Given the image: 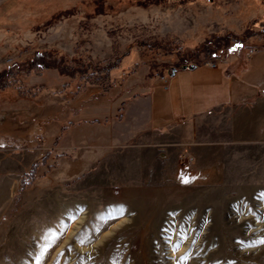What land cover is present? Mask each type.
I'll list each match as a JSON object with an SVG mask.
<instances>
[{
  "label": "rangeland",
  "instance_id": "rangeland-1",
  "mask_svg": "<svg viewBox=\"0 0 264 264\" xmlns=\"http://www.w3.org/2000/svg\"><path fill=\"white\" fill-rule=\"evenodd\" d=\"M44 50L114 66L108 89L129 95L183 64L239 72L264 50V0H0L2 79L42 91L35 102L9 84L0 90V264H136L142 250L145 264H179L196 244L199 264H264L263 97L136 136L130 104L120 142L101 145L90 126L56 141L82 105L54 97L67 76L30 67ZM263 58L255 52L244 74L262 93ZM162 82L155 120L182 112Z\"/></svg>",
  "mask_w": 264,
  "mask_h": 264
},
{
  "label": "crops",
  "instance_id": "crops-1",
  "mask_svg": "<svg viewBox=\"0 0 264 264\" xmlns=\"http://www.w3.org/2000/svg\"><path fill=\"white\" fill-rule=\"evenodd\" d=\"M255 52L264 53V50L248 53L243 61L245 68L239 72L218 61L194 64L195 66L189 69L179 66L170 70L166 82L160 81L157 77L142 93L125 94L127 92L122 87L106 91L99 87H86L68 105L75 110L82 105L79 115L83 117L79 120H68L73 124L67 130L90 126L103 134L104 138L99 139L101 145H114L121 141L117 137L123 131L121 126L125 122L130 104L134 108L132 121L135 128L131 132L132 136L141 133L152 135L156 131L165 133L178 124L193 123L196 119L219 112L221 109H248L254 105V97L255 102L258 101L257 98H264V93L258 89L259 84L254 79L244 78L247 72L246 61L252 59ZM211 63L215 66H209ZM259 68L264 72V66L259 65ZM236 76L241 77L239 83H236L234 78ZM160 82L165 84L161 87L164 94L172 93V96L177 97V99L174 97L173 105L182 109V112L155 120L153 94ZM249 87L257 89L255 94H249ZM108 106L113 112L107 111Z\"/></svg>",
  "mask_w": 264,
  "mask_h": 264
},
{
  "label": "trees",
  "instance_id": "trees-1",
  "mask_svg": "<svg viewBox=\"0 0 264 264\" xmlns=\"http://www.w3.org/2000/svg\"><path fill=\"white\" fill-rule=\"evenodd\" d=\"M35 55V57H32V63L30 67H39L42 70L52 68L60 74L68 77V81L62 84L59 91L54 92V97L57 98L62 105H67L82 89L86 87L100 86L103 91L108 90V87L110 88L108 76L114 66L108 63L104 64L102 62L100 64L98 62H94L89 56H84L81 58L78 57L79 59H74V62H72L73 60L68 59L66 54L59 50H44L42 52L37 51ZM49 62L51 63L49 64ZM61 62H63V64ZM70 64H76V66L72 67L71 69H67L66 65ZM8 74H10V70H5L4 72L0 73V90L4 89L7 87V84H9L8 87H13L16 90L18 89L17 91H19L20 94L24 96V98L33 99V101L36 102L34 99L42 94L41 89L36 88L31 90L29 88H25L24 86H15V81L8 80L9 83H5L6 80L2 78H4V76H8ZM10 76L11 75H9V77ZM72 124L73 123L68 122L67 125L61 129L62 131L56 137V141L61 139L63 136V131L67 130Z\"/></svg>",
  "mask_w": 264,
  "mask_h": 264
},
{
  "label": "bare ground",
  "instance_id": "bare-ground-1",
  "mask_svg": "<svg viewBox=\"0 0 264 264\" xmlns=\"http://www.w3.org/2000/svg\"><path fill=\"white\" fill-rule=\"evenodd\" d=\"M103 207V206H102ZM115 216V215H114ZM149 220V219H148ZM77 221V220H76ZM79 222V221H78ZM81 222V221H80ZM99 222V221H98ZM107 222H109V221H106L105 223H107ZM110 223V222H109ZM96 224H97V222H96ZM95 224V225H96ZM98 225V224H97ZM104 226V222L102 223L101 222V224H100V222H99V225L97 226V228H96V230H95V232L97 233H99V231L102 229V228H104L103 227ZM156 226V225H155ZM121 227V226H120ZM72 228V227H71ZM93 228H95V226L93 227ZM115 228V227H114ZM113 228V229H114ZM157 229V228H156ZM216 228H215V224L210 228V230L211 231H214ZM75 231V230H74ZM91 231V230H90ZM94 231V230H93ZM93 231H91V233L93 232ZM113 231V230H112ZM101 232V231H100ZM75 233V232H74ZM87 234H88V232H87ZM86 234V235H87ZM109 234V233H108ZM108 234H106V235H108ZM142 234V233H141ZM93 235V234H92ZM96 235V234H95ZM136 235V234H135ZM154 235V234H153ZM97 236H98V234H97ZM126 236V235H125ZM149 236V235H148ZM185 236V235H184ZM102 238H103V236H101ZM146 237V236H145ZM157 237V236H156ZM90 238H91V236H90ZM104 238H105V236H104ZM86 239V238H85ZM89 239V238H88ZM88 239H86V240H88ZM93 239V238H92ZM132 239H133V237H132ZM154 239V238H153ZM118 240V239H117ZM189 240V239H188ZM159 241H160V239H159ZM180 241V240H179ZM87 242V241H86ZM176 243H177V241H175ZM187 243H188V241H186ZM190 242V241H189ZM125 243V242H124ZM187 243H184V246H183V248H182V250L183 251H185V248H186V244ZM202 243V242H201ZM159 244V243H158ZM196 244V243H195ZM164 245V244H163ZM163 245H162V247H163ZM123 244L120 246V247H117L116 248V250L114 251L115 252V254H113V262H118L119 261V258H120V255L122 254V252H123ZM125 246V245H124ZM159 246V245H158ZM198 246H199V244H196V245H194V247H192L191 248V250L189 251V249H187L184 253H183V255H182V260L180 259H178V261H180L179 262V264H199V263H201L202 262V260H203V258H200L202 255H203V252H199L200 251V249L201 248H198ZM221 246V245H220ZM219 246V247H220ZM172 247V246H171ZM201 247V246H200ZM204 247V246H203ZM207 248H208V246H207ZM142 249V248H141ZM158 249H159V247H158ZM169 250V249H168ZM143 251V250H142ZM142 251H140L139 253H138V256H137V258H136V264H145V259H144V256H143V252ZM218 251V250H217ZM221 251V250H220ZM207 252H208V250H207ZM215 252V253H214ZM187 253V255H185ZM205 253V252H204ZM148 254V253H147ZM212 254L213 255H215L216 254V250L215 251H213V253H210L209 254V256L208 257H211L212 256ZM185 255V256H184ZM147 256V255H146ZM100 257V256H99ZM148 258V257H147ZM101 260V259H100ZM178 261H176V262H178ZM113 264H115V263H113ZM176 264V263H175Z\"/></svg>",
  "mask_w": 264,
  "mask_h": 264
},
{
  "label": "water",
  "instance_id": "water-1",
  "mask_svg": "<svg viewBox=\"0 0 264 264\" xmlns=\"http://www.w3.org/2000/svg\"><path fill=\"white\" fill-rule=\"evenodd\" d=\"M194 66H195L194 64H187V65H183L182 68L189 69V68H193Z\"/></svg>",
  "mask_w": 264,
  "mask_h": 264
},
{
  "label": "built area",
  "instance_id": "built-area-1",
  "mask_svg": "<svg viewBox=\"0 0 264 264\" xmlns=\"http://www.w3.org/2000/svg\"><path fill=\"white\" fill-rule=\"evenodd\" d=\"M209 66H211V67H214L215 66V64L214 63H211V64H209ZM164 80V79H163Z\"/></svg>",
  "mask_w": 264,
  "mask_h": 264
}]
</instances>
